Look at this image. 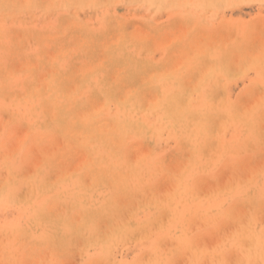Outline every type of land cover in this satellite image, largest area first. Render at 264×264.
I'll return each mask as SVG.
<instances>
[{"label": "rangeland", "instance_id": "1", "mask_svg": "<svg viewBox=\"0 0 264 264\" xmlns=\"http://www.w3.org/2000/svg\"><path fill=\"white\" fill-rule=\"evenodd\" d=\"M2 1L5 2L6 5L7 3L9 5H7L6 11H4L5 7H3V6H6L5 4H3L2 7L0 6V9H1L0 18L2 19V20L0 19V73L2 72L1 71L2 68H3V71L5 70L6 67H9V69L6 68L7 72H2L0 74V78H2L3 76L4 78L6 76H10L9 81L6 85L12 88L13 92L7 91V90L5 91L3 89L2 91L0 90V242L5 237V234H3L1 231L12 229L13 227H15L16 223H19V229L21 230L18 231L19 244L16 248V254L27 253L29 254V256H33L35 258H37L39 255L42 256L43 254H45V256L50 257L51 251L48 252L49 255L48 254L46 255L48 250L46 251V249H43V247H45L46 244H41L37 241L40 238V236H42L49 243H51L54 240L57 246L59 247V249L61 251H64L63 256L65 257L61 256L60 258L62 260L67 259L65 260V264H76L78 263V260L80 259L78 258L79 250L77 248L79 247L82 248L83 242L88 243V241L86 240L84 236V232H83L84 229L82 227L81 228L78 227V224L80 223L81 218H83V215L81 214V212H79L78 214L80 217H77L76 219L75 217L78 215H75L73 217V221H74L73 223L72 221L65 220L64 222H69L68 224H66L62 222L63 220L61 218L51 221V216H53L54 219H56L57 217L55 216L59 212L62 213V210L64 211L65 209H69V206H72L66 203V200H64V197L67 194L70 193L69 194L70 196L69 195L67 196L70 198L72 197V194H74L73 198L75 200V198L78 195H80V193L85 192L88 189H90L89 191L85 192L87 194H84V199H86L87 203H89L91 201L90 198L88 197L89 192L91 191V189L93 190L94 187L92 186V183L90 182L91 180L89 176H86V175L82 177L76 176L80 171V169L78 168H82V164L85 163V161L83 163L80 162L84 160L86 156L83 151H82L83 155H81L82 153L79 151H78L79 153L77 152V155H75L74 153L73 159H70L73 155L70 156V158L68 159H70L71 162L66 159V161L64 160V162L57 160V161H52L48 163L47 165H45L46 170L43 172V175L41 174V171H39V169H41V167L46 163L47 160L45 159L51 158V157H48V154H50V156H53L51 154L55 155L56 153H52V152H56L57 149L55 150V148L58 147L57 151H59V147L61 146L62 148V146L65 143L63 140V137H61L62 136V134H60L61 131L58 132L60 135H58L57 131H54L55 133L53 134H47V133H50V131L52 132V129L54 128V125H53L54 123L51 121L52 120L51 117H53L52 115L53 112L49 111V108L48 110L46 108L42 109L40 105H42L41 103L42 98H43L42 95L46 94L44 92V90L46 89V86L48 89L47 93L48 92L49 94L52 93L51 96L53 94L60 95L59 98L61 99L62 96L64 97L68 94H71L75 90L76 86L78 85V82L82 81L84 83H83V86L81 87V91L79 92L80 94L83 93L81 95L82 97L81 103H80L81 107L86 108L85 112H91L93 111V109L101 108V105H103V100H102V97L99 95H103V90L106 86L112 85V83L114 84L113 79H115L114 81H116L117 78H114V77L117 75V71L120 70L119 67H115L116 65H114L118 59V56L115 57L116 55H114V53H112L108 49H111V47H114V45L116 47V45L119 44L118 41L121 39L124 40L125 38H128V37L134 39L135 43L138 46L134 43L133 48L134 50H136V52H134L133 54H136L135 58H137V60H142V62H140L137 66L142 65L144 67L148 65V62H158L163 59L166 60L167 58L165 55V52L160 50L159 45L158 47L156 44H153L154 42L164 46L165 45L164 43H168L170 40L176 39V77L179 78L178 82H176V90H178L179 87L183 88V89H179L180 93L179 91H176V96H177L176 100L180 101L182 104L181 105L178 102V105H179L178 109L182 108V110L180 109L181 112H177V113L182 114V112L188 108L189 102L192 103L191 104L192 107L194 108L197 107L196 109L198 110L199 107L201 106H198L197 103L201 100L202 102H204L203 104H205V102L206 103L210 102V104H212L213 106H219V105L222 106L224 104H227L226 106L233 107L234 110L233 108L231 109L230 107L231 110L228 108V111L226 110V113L223 116L218 117V119L217 118L214 119L215 121L213 122V124H211L212 126H210L209 129L210 130L212 129L210 132V135L212 136L215 135V136H214V139L212 138V136L210 137V141L208 145L211 147L213 151V149L216 148L215 146H217V141L219 144H220V141L226 142V144L229 146L232 144L239 145L240 140H241V143L244 142L243 143L244 145L241 144L242 148H240L241 147L240 145L235 147L237 150L240 148L241 151L238 150L239 152L237 151L233 152V155L236 154L235 157L237 158L238 156L241 157V155L244 153L242 167L239 173L242 175L244 179L250 167H255L258 165L261 166L258 163L259 158L251 162L248 157L251 156V154L255 150L259 152L258 148L264 146V140H263L264 136L262 135L264 134V128H263L264 127V123H263L264 122V109L263 110L259 109V111L261 110L260 112L257 111L256 112L257 114L256 113L254 115L252 114L253 109L259 104L264 94V0H176V2L175 0H173V2L172 0H170L171 3H173L171 4V6L174 5L173 6L174 10L171 9L170 5H168L169 1L167 0H162V2L160 0H154V1L147 0L150 3L145 0H140L141 2H138L139 0L138 1L131 0V2L130 0H123L124 2L122 0H119V3L115 0L114 1L104 0L103 2L102 0L101 1L100 0H90V1L86 0L87 3H84L85 0L84 1L81 0L82 3L81 1L79 2V0L78 1L72 0L73 3L71 2V4H70V0H68L69 2L67 0H62V2L65 1L64 2L65 6H63V3L60 0H53L54 3H52L53 2L52 1L51 2L52 4L50 3L49 0H42V1L38 0V2L40 3V6L42 4L41 2H45L44 3L45 5L42 4V7L40 6L38 7L37 5L39 4L37 0H33L32 3L30 4V8H29V4L27 5L26 0L25 1L24 0H11V1L2 0ZM2 1L0 0V4L3 3ZM121 1H122V5H120ZM165 1L167 2L166 4H165ZM34 2H37V4L35 3L36 7L34 6ZM100 2L105 4L103 5L104 7L101 6L102 4ZM112 2H115V3L113 4ZM151 2H155L153 4H155L156 7L155 5H152ZM186 2H188V4ZM48 3H50V5ZM56 3H57V6H56ZM76 3H77V5H75L76 7H73L72 5ZM10 5H12L13 8L11 6L10 7L11 9H10L8 7ZM24 5L26 6L25 10L24 8L18 9L19 7H25ZM47 5H49L50 8L53 7L52 13H50L51 9L50 11L47 8L43 9ZM68 5H70L69 7H72V9L67 7ZM88 5L90 7H88ZM98 5H100L101 7H99ZM162 5L164 6L162 8L163 11L160 8L162 7ZM49 6L47 7L49 8ZM83 6H86V7H83ZM153 6L155 7V9ZM7 8H8V13H7ZM90 8L92 10L94 9L93 12ZM158 8L161 11L158 10ZM83 9L86 11V13H84L85 11ZM169 9L170 11H168ZM74 10L76 11V13ZM4 12H6L7 14ZM88 12L90 13V16ZM75 14L78 16H75ZM17 15H18V18H17ZM120 18H122L121 20L124 23L120 20ZM171 18L173 19L171 20ZM105 19L108 20V22ZM118 20H119V23H122L124 26L122 28L116 29V27L120 25L117 22ZM140 20H142V22ZM170 20L171 21L175 20L176 24L175 25L172 24ZM74 21L76 23L77 22L79 23V24L77 23V25L79 26V27L77 26L78 28L76 27V24ZM72 22L75 24L76 28L74 27V24L71 27ZM80 22L82 23V26H80L81 25ZM146 22L148 23L145 25ZM112 23L114 24L116 23V24L112 25ZM83 24H84V27H83ZM171 24L174 26L172 30L174 31L176 29V31L174 32V34L176 35L175 36L176 38L174 37V35L172 36L171 34L169 35L168 33L169 30H170V33L172 31ZM56 26L59 27V29L56 28ZM98 26L103 29L99 28ZM88 27L89 28L91 27L90 29L92 30L86 32L87 29H89ZM28 28L30 29L28 30ZM35 29L38 30L39 32L40 30L44 31V32H41L40 34L44 33V36L46 35L45 38L42 35L44 38V39L42 38V41H45V42H41V40L39 41V39H41L42 36L38 32L37 34H39L40 37H38L39 35L37 36V34H34L35 36L33 35V32L34 31L36 32ZM120 29L122 30V32H125L122 37L121 35L119 36V34L121 33ZM133 29H134V33H133ZM138 29L141 31H137ZM92 31H94L95 33ZM131 31L132 33H130ZM159 31H163V32L160 33ZM6 32L7 34L5 35ZM25 32H27L26 34L28 35L30 34V36H32L34 39L32 37H29L28 35L27 37L26 34H24ZM147 33H149V35ZM47 34L48 35L51 34L52 36L51 35L47 36ZM57 34H59L60 39ZM87 35L88 37H86ZM50 36L52 39L50 38ZM106 36L108 37L105 38ZM147 36L149 39L147 38ZM168 36L169 38L171 37L172 39H169ZM109 37L111 38L113 37L111 42L115 44L109 41L111 40V38ZM144 37H146L145 40H143ZM91 38H92V41L90 40ZM138 40H140L141 42H139ZM38 41H39V44H38ZM104 41H106L105 42V44L107 43L106 45L104 44ZM88 42L89 44L90 43L91 44L89 45ZM144 42H145V45L143 44ZM45 43L46 45L47 44H51V45H48L47 47H45L46 46ZM77 43L79 44V46ZM83 44H85L86 46ZM97 44H99L98 49H97L98 47ZM111 44H112L111 47L107 46ZM9 45L12 48L9 47ZM88 45L90 46V49L91 48L93 49L91 50L88 49L89 48ZM95 45H96V49H95ZM41 46H44L42 47L44 52L42 51V48H39ZM71 46H74V47H71ZM21 47H23L22 48L23 52L21 51L22 53L20 54V51L18 49L19 48L21 49ZM37 47L39 49H37ZM68 47L70 48L68 52L71 51L73 53L70 52L71 53L70 54L67 52L65 53L66 54L65 56L63 50H65L66 52V50H68ZM79 47H82V48L79 50ZM83 47H85V49ZM102 47H105L106 49L105 48L104 49L106 51L102 49V53H101L100 48ZM153 47H155L156 50L153 49ZM15 48H18V49L15 50ZM158 49L160 51H158ZM12 50L15 53L17 52V54H15ZM81 50L85 55L84 58H83V53L80 52ZM143 50H144V53H143ZM36 51L38 52L36 53ZM89 51L90 52L93 51V52L90 53ZM94 51H96L97 54H95ZM109 51H110L109 56L111 60H107L109 58V56H107L108 55L107 52ZM12 52L15 55H11ZM87 53H88L87 57L92 56L91 57L92 59L90 57H88L89 59H86ZM147 53L149 55H147ZM201 53L204 55L203 57L201 56ZM27 54H31V55L29 56ZM194 54H197V56H194ZM20 55L22 56L26 55V56H29V58L27 57V59H24L26 57L23 58L22 56L20 57ZM54 55L56 57H58L59 55L60 58L59 57L55 58ZM60 55L61 56L63 55V56L61 57ZM94 55H96V57ZM102 56L105 58V60H102L104 59ZM212 56H214L215 60H218L220 62V68H219L220 71L218 72L221 73V76L220 78L214 76L215 77L214 79L218 80V83L215 80L214 84L208 77L206 81L207 83L203 84L205 86L199 88L200 85L196 84V80L199 81V84L201 83V80L198 78V76L204 74L206 71L209 70V68H211L210 58L212 59ZM45 57H47V60L48 59L49 60L47 61ZM67 57L69 58V60ZM99 57H101V61ZM11 58H12V61H11ZM53 58H54V61H52L53 62L52 63L51 59L53 60ZM96 58H97V61H96ZM189 58H190V61L188 62L187 59L189 60ZM191 58L196 59L194 65L191 62ZM200 58L202 62H200ZM7 59L9 60L7 61ZM32 59H35V60L37 59L36 63H34L33 65L31 62H34L35 60L32 61ZM76 59H80V60H76ZM38 60L40 61L42 65L39 63ZM114 60L115 62H111ZM26 61H28L27 64L25 63ZM89 61L91 62V64ZM143 61H145L146 63ZM48 62L49 63L51 62L52 65H49ZM68 62H71V63H68ZM98 63H99V67H98ZM28 64L31 66H29ZM47 64L49 65L48 66L49 68L46 67ZM87 64H90V65H88L87 67L86 66ZM27 65L29 67H33L32 68L33 70L31 69L32 72L29 70L30 68L27 67ZM38 65L39 67H37ZM94 65H97L96 67L99 68L97 69V71ZM91 66L92 67L94 66V67L92 68ZM109 66H112V68L113 69L115 68L116 70L109 74L108 72L109 69L107 71V68H109ZM26 67L29 69H27ZM90 68L92 69L90 70ZM50 69L54 72H52ZM89 70L91 74L87 76V78H85L86 77L85 73L87 75V73H89L88 72ZM157 70L158 68L155 66L148 68L145 70L148 72V74H146L145 72V74L143 75L134 77L133 78L134 80L132 79L131 81H129V82H132L131 84L130 83L128 84V82H125L122 85L121 90L120 88L117 91L111 90V93H112L111 97L113 98L112 101L114 102L112 103V106L110 109L111 113L115 114V112L117 111L116 109L117 104L115 103L117 100L124 98L126 96L125 94L129 93L130 90L132 91V89L136 86V83L138 84L137 85L138 87H141V84L146 80L145 78H147V75L151 74L153 76L154 73L157 72ZM118 72L121 73L122 70ZM3 73L5 75H3ZM66 74L67 76H69L70 74L71 80L69 79V83L65 81L69 78V77L67 78L65 77ZM112 74L113 76L114 75L115 76L113 77ZM54 76L57 78H55ZM141 76L144 80L142 79L137 80V78L140 79ZM89 77H90V80H88ZM107 77L111 79L108 81ZM61 78L65 79L61 81L63 83L60 82V80H62ZM65 84L68 86H66ZM69 84L72 86H70ZM79 85L80 86L82 85L81 82L79 83ZM167 86L168 85L166 83L165 87ZM58 87L59 89H57ZM168 88L170 87L168 86ZM24 89H26V92ZM67 90H69V92H66L65 94V91ZM160 92L161 91L157 93L156 92L144 93L140 97V100L137 103L136 108L142 109L141 112L148 113L146 108L151 105L150 103L155 104V99L159 97ZM6 93L8 94V96H6L7 95ZM10 93L12 94V97L14 96V99L10 97L11 95ZM33 93L34 95H32ZM179 94L181 95L178 96ZM17 95L18 97H16ZM89 95H92V96H89ZM113 96H115L116 98H114ZM177 98H179V100ZM87 100L88 102L85 103ZM180 105L182 107H180ZM253 105L255 107H253ZM251 106L253 108H251ZM81 107L78 109H73L72 114L75 117L79 118L84 115L83 113L84 109L82 110ZM184 107L186 109H184ZM205 109H207L206 106H205ZM48 111L50 112L49 115H48L49 113ZM208 111H210V107ZM246 111H250L252 113L246 112ZM8 112L9 114H7ZM5 114H6V117L3 116ZM117 114H120V113L117 111ZM230 114L232 115L230 116ZM226 116L230 120L229 119L227 120ZM233 116L235 117L238 116V117L235 118ZM196 117H193L194 119L191 120L192 122L187 121L188 122L187 124L186 122L183 121V116L180 117L181 121H183L184 123H182L183 126H178L176 128L177 129L176 138L172 136L173 135L172 131H168L167 130L168 128L164 126L163 124H161L160 127H163L164 129H162L161 131H156V133L154 134V137L152 135L148 136L146 142H144L139 148H137L138 152H140L141 154H145V156L149 153H152L153 151H155L157 154H160V156L164 155L165 160L162 162L164 169H165L164 174L167 176H172V177L175 176L178 165L185 164L189 157V154L186 152L176 153V149L180 147L185 140V139L184 140L180 139L178 137L181 136L180 135L181 131L192 130L194 126L199 124V122L196 121L197 119H195ZM44 120L45 122L47 120L48 121L45 123ZM64 120L65 119H63V121ZM50 121L52 123L49 124ZM150 121L153 124H156L155 128H159V124H157V120L155 117H150ZM242 121L244 123H242ZM190 123H193V124H190ZM26 124H29V126ZM242 124L243 126H241ZM255 124H256V127L258 126L257 128L255 127ZM15 125H17V127ZM63 125L65 126V124ZM191 125L193 126L191 127ZM185 126L186 127L188 126V129ZM65 127H67V125ZM245 127L247 131L244 130ZM133 130L129 132V136L132 132H134ZM34 132H36V134ZM97 132L99 131H95V133ZM248 134L253 135L252 136L253 141H256L254 139L255 136L257 137L256 139L258 141L260 140L261 141L253 142L252 138ZM46 135H48V137ZM246 135L248 136L246 137ZM45 136L47 137L48 140L46 139ZM132 136H133L132 140H135L137 137V135H132ZM243 138L244 139L246 138V139L244 140ZM255 145L256 147H254ZM136 146L137 145H135L134 143H128L126 145L125 156H127V159H126L128 161V162L126 161L127 163L134 161L133 160L134 156H136V152L134 149H136ZM113 149L115 150L116 147ZM249 149L251 151H249ZM97 153L99 155L102 154V152H97ZM78 154H79V157H76L78 156ZM245 154H250V155L249 156L247 155L246 157ZM16 155H19L17 156L19 160L17 159L15 163L10 162L8 157H13ZM259 155H260L259 156L260 160L264 161V150L260 151ZM75 157L78 158L77 161L76 159H74ZM209 157H210L209 154H202V155L197 154L196 155L197 163L205 162L210 159ZM3 165H7L9 169L4 168ZM76 165L81 166V167H77ZM207 165L210 167L209 164ZM66 171L68 173H66ZM94 172L96 175H99V172L97 169H95ZM102 174L100 172V175L102 176L100 177L101 181L99 183V186L102 190V194L105 196V199H108V202L105 200L106 204L104 206L107 207L106 210L108 208H111V211L106 212V213H110L109 216H107L108 219H104L100 222L98 229H99V233L101 232V235H105L109 233L108 231L110 229L108 228L111 225L110 221L115 220L112 223V225H114L116 222H118V220L123 221V220H127L130 218H135L136 209L138 207L139 202L141 201L140 198L145 197L149 199L152 193H154L156 197L154 198L153 197L154 195H152L151 198L159 199V200L161 199L162 201L165 198V196L163 195L164 189L168 187V184L164 183L162 179L160 183L157 185V187L149 189V191L147 190L146 185L135 190L133 186L129 183L130 182L129 177H125L127 175L126 173H123V177L115 174L114 176L116 177H122L121 181L119 182V180H117L115 183H111V184L108 179V176H112V175L107 176L105 172H103ZM158 175H159L158 178L160 179L161 173H158ZM40 176H42L43 178L41 179ZM77 177H78V180L81 179L80 180L81 182L76 180ZM141 177H144V175H141ZM220 177L221 178L218 179V183L221 186L223 185V181L225 180V178H224V175H221ZM145 178L143 180V183H145L147 180V179L145 180ZM36 179H38V184H39V193H38L39 198H38V201L35 203L37 204L36 210L39 213H41V215L34 221V223L36 224L35 226L36 229L32 230L33 232H30L29 229H27V223L29 221V217L27 216V213H26L27 212L26 198H27L28 193L24 185L26 184L28 180L32 182ZM124 184L126 185L122 187L127 188V189L120 190L121 185H124ZM208 185L209 183H203L199 185L198 187L199 189L197 188V193L200 199L206 200L205 202L212 201L214 203L213 199L210 196L209 188H207ZM55 190H58V191H55ZM70 190H74V191H70ZM124 191L126 192L125 194L123 193ZM156 192L158 193L159 196L157 195ZM63 194H65V196H63ZM111 202H113V204ZM151 216L153 218L157 216V219L155 223H152L149 225L141 224L136 219H132L128 221V223H131L130 231H128L125 235H121L120 239L118 240V242L115 243L113 248L108 249V254H110L111 259H107L109 262H106V263L102 260L104 264H139V263L144 264L145 259L143 258L144 256L143 253L148 251L147 250V247H148L147 236L148 235L146 237L144 236V233H146L145 227L148 226V230L152 231L153 234L156 237H158L162 235L163 224H165L167 220L169 219V214L166 211L160 212L159 215L157 213H151ZM55 221H59V222H55ZM45 223H47V225L49 224L46 228H44V225H46ZM85 223H87V221ZM157 226H160L161 228L157 229L156 228ZM104 227L106 229H104ZM107 229L108 231H106ZM47 232L51 234L50 238H48L46 234ZM31 242H36L37 246H34V247L31 246ZM168 246H169V243L166 244L165 248ZM30 249L32 250L28 251ZM237 250H239V252L240 251L242 252V250H240L239 248ZM237 250L236 252H234L235 250H233L232 253L231 252L229 253L230 250L228 251L229 255L228 254L225 255V257L228 256L227 258L228 262H230L229 259L237 258L238 254L240 257L242 256V254L239 253ZM55 252L59 253V251H55ZM89 252L92 253L93 251H89ZM70 253L73 254L72 257L74 258V260L72 259V257L71 258L69 257L71 256ZM45 256L43 255L42 257L40 256L39 257L46 258ZM92 257H96L95 254H93ZM60 258L58 260L59 262L55 261L54 259V261L51 264H56L57 262L59 264L60 262H63L61 261ZM234 259L232 261H234ZM136 260L137 262L138 261L139 262L137 263ZM27 261H28L27 263L26 261H24L25 263L24 262L23 263L33 264L35 262H38L35 260L33 263H31V261L29 262V260ZM175 261L176 262L174 264H184L182 260H175ZM41 262L42 261H40L39 264H44ZM0 263H1V260H0ZM168 263L169 262L167 263L165 262L163 264H168ZM6 264H10V261H8ZM35 264H38V263H35ZM61 264H64V262Z\"/></svg>", "mask_w": 264, "mask_h": 264}, {"label": "bare ground", "instance_id": "2", "mask_svg": "<svg viewBox=\"0 0 264 264\" xmlns=\"http://www.w3.org/2000/svg\"><path fill=\"white\" fill-rule=\"evenodd\" d=\"M8 1H11V0H8ZM32 1L33 0H26L27 5L29 4V8H30V4L32 3ZM49 1L51 3L53 0H49ZM60 1L62 2V0H60ZM76 1H78V0H76ZM80 1L81 0H79V2ZM103 1L104 0H102V2ZM115 1H117L119 3V0H115ZM122 1H121L120 5H122ZM145 1H147V0H145ZM160 1L162 2V0H160ZM167 1H169L170 4L168 3V5H170V6H171V4H173V3H171L170 0H167ZM37 2H38V0H37ZM37 2H34L35 7H36L35 3L37 4ZM64 2H62L63 6H65ZM71 2H72V0H70V4H71ZM130 2H131V0H130ZM138 2H141V1L139 0ZM147 2H149V1H147ZM172 2H173V0H172ZM175 2H176V0H175ZM41 3L43 5H45L44 4L45 2H41ZM50 3H48V4L50 5ZM52 3H54V1ZM81 3H82V1H81ZM84 3H87L86 0ZM89 3H91V2H89ZM112 3L114 4L115 2H112ZM151 3H152V5H155V4H153L155 2H151ZM166 3L167 2L165 1V4ZM186 3L188 4V2H186ZM3 4H5V2L1 3L0 6L2 7ZM38 4L39 5H37V6L39 7L40 3L38 2ZM42 4L40 7H42ZM67 4H69V3H67ZM101 4H102L101 6L105 5L103 3H101ZM174 4H176V3H174ZM7 5H9V4L7 3ZM7 5L3 6V7H5L4 11H6ZM49 5H47V6H49ZM75 5H77V3L72 5V6L76 7ZM89 5H88V7H90ZM94 5H96V4H94ZM94 5H93V7H94ZM11 6L12 5H10L8 7L10 8ZM47 6L43 9L47 8L49 11L51 9L50 13H52L53 7L50 8V6H49V8H48ZM56 6H57V3H56ZM69 6L70 5H68L67 7H69ZM98 6L101 7L100 5H98ZM133 6H134V4H133ZM170 6H168V7H170ZM173 6H171V9L174 10ZM83 7H86V6H83ZM114 7H115V5H114ZM155 7H156V5H155ZM155 7H154V9H155ZM163 7H164L163 5H162V7H160L162 11H163V9H162ZM12 8H13V6H12ZM14 8H16V7H14ZM20 8H22V9L24 8V10H25L26 6L25 7H19L18 9H20ZM69 8L72 9V7H69ZM166 8H164V9H166ZM56 9H57V7H56ZM75 10H77V9H75ZM93 10H92V12H93ZM158 10H160V9L158 8ZM13 11H14V9H13ZM160 11H158V12H160ZM168 11H170V9ZM4 13H6V12H4ZM7 13H8V8H7ZM75 13H76V11H75ZM77 13H78V11H77ZM84 13H86V11ZM2 16H4V15H2ZM75 16H78V15L75 14ZM89 16H90V13H89ZM17 18H18V15H17ZM66 18H67V16H66ZM64 19H65V17H64ZM106 19H107V17H106ZM117 19H118V17H117ZM121 19L122 18H120V20ZM172 19L173 18H171V20ZM12 20H13V18H12ZM56 20H57V18H56ZM73 20H75V19H73ZM127 20H129V19H127ZM127 20H125V21H127ZM134 20H136V19H134ZM106 21L108 22V20H106ZM140 21L142 22V20H140ZM117 22L119 23V20ZM143 22H145V21H143ZM171 22L174 25L176 24L175 20H173ZM77 23L75 22L76 27L78 26ZM147 23L148 22H146L145 25ZM73 24L74 23L72 22L71 27L73 26ZM75 24H74V27H75ZM115 24L112 23V25H115ZM119 24L120 25H118L116 27V29L122 28L124 26L122 23H119ZM172 24H171L172 28L170 27L171 30L174 28V26ZM80 26H82V23ZM83 27H84V24H83ZM133 27H135V26H133ZM147 27H149V26H147ZM56 28L59 29V27H57V26H56ZM56 28H54V29H56ZM85 28H87V27H85ZM90 28L87 29L86 32L92 30ZM99 28H101V27H99ZM29 29L30 28H28V30ZM101 29H103V28H101ZM139 29H141V28H139ZM139 29L137 31H141ZM32 30H34V29H32ZM135 31H136V29H135ZM175 31H176V29L174 31L172 30L170 33V30H169L168 33H169V35L171 34L172 36L174 35V37H175L176 36L174 34ZM31 32H33V31H31ZM34 32H33V35L37 34V32L40 34L41 32H44V31L40 30V32H39L38 30H36V32L35 33ZM92 32H94V31H92ZM120 32L121 33L119 34V36L121 35V37H122L125 32H122L121 29H120ZM159 32L161 33L163 31H159ZM26 33L27 32H25L24 34H26ZM130 33H132V31ZM133 33H134V29H133ZM6 34H7V32L5 33V35ZM39 34H37V36ZM147 34L149 35V33H147ZM27 35L28 34H26V36ZM40 35L44 36V33L40 34ZM40 35L38 37H40ZM49 35H51V34H49ZM49 35L47 34V36H49ZM57 35L59 36V34H57ZM88 35L86 37H88ZM133 35H135V34H133ZM28 36L32 37V36H30V34ZM43 36L41 37V39H39V41L41 40V42H45V41H42ZM45 36H44V38H45ZM51 36H50V38H51ZM160 36H161V34H160ZM53 37H55V36H53ZM89 37H91V36H89ZM107 37L108 36H106L105 38H107ZM109 38H111V37H109ZM128 38H125L124 40L118 39L119 44L116 45V47H115V45H114V47H111L112 44L107 45L108 47H111V49H108V50H110L112 53H114V55H116L115 57L118 56V59L114 65H116L115 67H119L120 70H122V72L119 73L118 71H120V70H118L117 75L115 73V75L117 77L115 75H114L115 76L114 77L112 74V76L114 78H117L116 81H114L115 79H113L114 84L111 82L112 85H108L104 88L103 95H99L102 97V100H103V105H101V108L93 109V111H91V112H85L86 108L81 107V105H80L81 98H82L81 95L83 93L80 94L79 92L81 91V87L83 86V83H84L82 81H79L78 85L76 84L77 86L71 94H68L64 97L62 96L61 99L59 98L60 95H54L53 94L51 96L52 93H50V94H49V92L47 93V90H48L47 86H46V89L44 90V92L46 94L42 95L43 98L41 97L42 98V102H41L42 105H40V107L42 109L46 108L47 110L49 108V111L53 112V114H52L53 117H51L52 118L51 121L54 123L53 124L54 128L52 129V132L50 131V133H47V134H53V133H55L54 131H57V133L59 131H61L60 134H62L61 137H63V140L65 143L62 146V148H61V146L59 147V151H57L58 147L55 146L56 147L55 150L56 149L57 150H56V152H52V153H56V154L55 155L51 154L53 156H50V154H48V157H51V158L45 159L47 161L41 167V169H39V171H41V174L43 175V172L46 170L45 165H47L48 163H50L52 161H57V160L64 162V160L66 161V159L71 162L70 159H73L74 153H75V155H77L78 151L81 153L83 151L86 156H85V158L83 157L84 160H82L80 162L83 163L85 161V163L82 164V168H78V169H80V171L78 170L79 173L77 171L78 174L76 176H78V177L79 176L82 177L84 175L89 176L90 180H91L90 182L92 183V186L94 187V189L93 190L91 189V191L89 192L88 197L91 200L89 203H87L86 199H84V194H87L85 192L89 191L90 189H88L85 192L80 193V195H78V196L76 195L77 197L75 198V200L73 198L74 194H72L71 198L67 197L70 194L69 192H68L69 194H67L66 196H65V194H63V196H65L64 200H66V203L72 205L73 207L69 206V209H65L64 211L62 210V213L59 212L55 216V217H57L56 219H54V217L51 216V221H54V220L61 218L63 220V221L61 220L62 222H64L65 220H69V221H72V223H73L74 222L73 217L75 215H78L79 212H81V214L83 215V218H81L80 223L78 224V227L79 228L82 227L84 229L83 230L84 236H85L86 240L88 241V243L82 241L83 242L82 248H80V247L77 248L79 250L78 258H80V259L78 260V263H76V264H102V263L104 264V262L105 263L109 262L107 259H111V256H110V254H108V249L113 248L115 243L118 242V240L120 239L121 235H125L128 231H130L131 223H128V221H130L132 219H136L141 224L149 225V224L155 223L156 219H157V216L155 218H153L151 216V213H157L159 215L160 212H162V211H166L169 214V219L167 220V222L165 224H163L162 235L156 237L152 231L148 230V226L145 227L146 233H144V236L146 237L148 235L147 236V241H148L147 250L148 251L143 253L144 254L143 258L145 259L144 264H163L165 262L166 263L169 262L168 264H174L176 262L175 260H182L184 262V264H264V224H263L264 213H262V212H264V161H261L260 157H259L260 156L259 152L264 150V146L258 148L259 152L255 150L251 154V156H249L250 154H245L246 157H247V155L249 156L248 158L251 162H253L259 158L258 163L261 166L258 165L255 167H250V169H248V173L244 179L242 177V175L239 174L241 167H242L244 153L241 155V157L243 156L242 158L239 157L238 155H237L238 158L235 157L236 154L233 155V152H236V151L239 152L238 150H240V148H242L241 144L244 145L243 144L244 142L241 143V140H240L239 145L241 147L238 150L235 147L239 146V145L232 144L229 146L226 144V142H223V141H220V144L217 141V146H215L216 148L213 149V151H212L211 147L208 145L209 141H210V137L212 136V135H210V132L212 129L210 130L209 127L212 126L211 124H213V122L215 121L214 119H216V118L218 119V117L223 116L226 113V110L228 111V108L230 109L231 106L228 107V106H226L227 104H224L222 106H220V105L219 106H213L212 104H210L209 101H207L209 103L205 102V104H203L204 102H202V100H201L197 103L198 106H201V107H199L198 110L196 109L197 107H195V108L192 107V105H191L192 103L189 102L188 108L185 106L187 109L184 107V109H186V110L183 109L184 111L182 112V114L177 113V112H181L182 108H180L181 110L178 109V106H179L178 102H179V104H181V102L176 100V97H177L176 91H179V93H180L179 89H183V88L179 87V89L176 90V82H178V79H179L178 77H176V39H172L171 37L169 38V36H168V38L172 39V40H170L168 43H164L165 44L164 46L154 42L153 44H156L157 46L159 45L160 47L159 46L158 47L160 48V50L165 52V55L167 58H166V60L162 58L164 61L161 60L158 62H148V65L146 67H144L142 65L137 66L140 62H142V60H137V58H135L136 54H133L134 52H136V50H134V48H133L135 41L133 38H129V39ZM134 38H136V37H134ZM145 38L146 37H144L143 40H145ZM147 38H148V36H147ZM35 39H36V37H35ZM59 39H60V36H59ZM112 39H113V37L111 38V40H109V39L108 40L111 42ZM90 40L92 41V38ZM161 40H163V39H161ZM39 41H38V44H39ZM138 41L141 42L140 40H138ZM41 42H40V44H41ZM58 42H56V43H58ZM105 42L106 41H104V44H105ZM150 42H151V40H150ZM60 43H61V41H60ZM93 43H95V42H93ZM111 43H113V42H111ZM79 44H78V46H79ZM85 44H83V45H85ZM88 44H89V42H88ZM113 44H115V43H113ZM143 44L145 45V42ZM146 44H148V43H146ZM45 45H46V43H45ZM48 45H51V44H47L45 47H47ZM89 45H88V47H89L88 49H90ZM13 46H14V44H13ZM97 46H98L97 47V49H98L99 44H97ZM157 46H156V48H157ZM9 47H11V46L9 45ZM42 47H44V46H41L39 48H42ZM71 47H74V46H71ZM22 48L23 47H21V49ZM39 48L37 47V49H39ZM81 48L82 47H79V50ZM83 48L85 49V47H83ZM104 48L105 47L100 48L101 51H100V49H99V51L102 53V49H104ZM145 48H146V46H145ZM16 49H18V48H15V50ZM21 49L20 48L18 49L20 51V54L23 52V49L22 50ZM69 49L70 48L68 47V50H66V52H65V50H63L64 54L67 53L69 51ZM91 49H93V48H91ZM95 49H96V45H95ZM153 49H155V47H153ZM13 50H14V48H13ZM82 50L80 52H82ZM160 50L158 49V51H160ZM38 51H36V53ZM42 51H43V48H42ZM42 51H41V53H42ZM110 51L107 52L108 53L107 56H109ZM13 52L11 55L17 54V52L16 53L14 52L15 54ZM70 52H68V53H70ZM92 52H90V53H92ZM94 52H95V54H97L96 51H94ZM71 53H73V52H71ZM77 53H78V51H77ZM141 53H142V51H141ZM143 53H144V50H143ZM27 55L30 56L31 54H27ZM45 55H46V53H45ZM77 55H79V54H77ZM87 55H88V53L86 54V59H89L88 57H90V56L87 57ZM103 55H105V54H103ZM147 55H149V54L147 53ZM21 56L22 55H20V57ZM29 56L24 55L22 57L23 58L26 57L24 59H27V57L29 58ZM65 56H66V54H65ZM84 56L85 55L83 53V58H84ZM94 56L96 57V55H94ZM97 56H99V55H97ZM194 56H197V54H194ZM201 56L203 57L204 55L201 53ZM58 57H59V55H58ZM58 57L55 56V58H58ZM95 57H93V58H95ZM45 58L47 60V57H45ZM109 58H110V56H109ZM109 58L107 60H111V58L110 59ZM208 58H209V56H208ZM99 59L101 61V57H99ZM173 59H174V61H173ZM202 59H204V58H202ZM8 60L9 59H7V61ZM33 60H35V59H32V61ZM36 60L34 62H31L32 65L34 63H36ZM68 60H69V58H68ZM76 60H80V59H76ZM102 60H105V58ZM11 61H12V58H11ZM52 61H54V58H53V60L51 59V62ZM96 61H97V58H96ZM100 61H99V63H100ZM187 61L189 62L190 58H189V60L187 59ZM195 61H196V59L191 58V62L193 63V65H194ZM27 62L28 61H26L25 63L27 64ZM51 62L50 63L48 62L49 65H52L53 62L52 63ZM111 62H115V60L111 61ZM143 62H145V61H143ZM200 62H202L201 58H200ZM39 63H40V61H39ZM45 63H46V61H45ZM68 63H71V62H68ZM99 63H98V67H99ZM210 63H211V68H209V70L206 71L204 74L198 76V78L201 80V83L199 84V81L196 80V84L200 85L199 88L205 86L203 84L207 83L206 81H207L208 77L210 78V80L214 84V82L216 80V79H214L215 78L214 76L219 77V78L221 76V73L218 72V71H220L219 70L220 62L218 60H215L214 56H212V59L210 58ZM90 64H91V62H90ZM90 64H87L86 66L88 67V65H90ZM171 64H172V66H171ZM28 65H27V67L31 66V65H29V66ZM49 65L47 64L46 67H48ZM23 66H24V64H23ZM94 66L96 67L97 65H94ZM154 66L157 67L158 70L156 73H154L153 76L151 74L147 75V78H145L146 80L144 82L142 81L143 83L141 84V87H138L137 86L138 84L136 83V86L132 89V91L130 90L131 92L128 90L129 93L125 94L126 96L125 97L123 96L124 98L117 100L115 102L117 104L116 109L120 114H117V111L115 112V114L111 113L110 109H111L112 103H114L112 101L113 98L111 97V95H112L111 90L117 91L119 88L121 90V87L125 82H128V84L129 83L131 84L132 82H129V81H131L134 77L139 76V75H143V74H145V72H146V74H148V72L145 70L148 68L154 67ZM37 67H39V65ZM104 67H102V68H104ZM6 68L9 69V67H6ZM6 68L4 71L2 68L1 71L7 72ZM29 68H27V69H29L32 72L33 67H29ZM92 68H90V70ZM97 69H99V68L96 67V71H97ZM108 69H109V71H108ZM226 69H227V67H226ZM90 70L88 71L89 73H87V75L85 73V76H86L85 78H87V76H89L91 74ZM115 70L116 69L115 68L113 69L112 66H109V68H107V71L109 72V74L114 72ZM86 71H87V69H86ZM96 71H94V72H96ZM148 71H150V70H148ZM52 72H54V71H52ZM55 72H56V70H55ZM107 73H106V75H107ZM3 75H5V74L3 73ZM59 77H60V75H59ZM65 77L66 78L69 77L67 79L68 81L65 80L64 78H61L62 80H60V82L65 80L66 82L69 83L70 74H69V76H67V74H66ZM3 78H4V76L2 78H0V90L2 91V89H3L5 91L6 90L12 91L13 89L10 88L8 85H6L9 81L10 76H6L4 79ZM55 78H57V77H55ZM110 79L111 78H108V81ZM141 79L144 80L142 78V76L140 79L137 78V80H141ZM36 80H37V78H36ZM88 80H90V77L88 78ZM216 81L218 83V80H216ZM37 82H38V80H37ZM80 82L82 84L81 86L79 85ZM61 83H63V82H61ZM166 83L170 88H168V86L165 87ZM32 84H33V82H32ZM60 84H58V85H60ZM37 86H38V84H37ZM66 86H68V85H66ZM70 86H72V85H70ZM70 86H69V88H70ZM59 87L57 89H59ZM196 87H198V86H196ZM24 90L26 92V89H24ZM69 90L65 91V94H66V92H69ZM159 91H161V92L159 93V97H157L155 99V104L150 103L151 105L146 108L148 113L141 112L142 109L136 108V105L139 102L140 97L144 93H148V92H152V93L156 92L157 93ZM59 94H60V92H59ZM98 94H100V93H98ZM32 95H34V93ZM39 95H41V94H39ZM113 95H114V93H113ZM180 95L181 94H179L178 96H180ZM6 96H8V94ZM89 96H92V95H89ZM10 97L12 99H14V96L12 97V94L10 95ZM16 97H18V95ZM113 97L116 98L115 96H113ZM177 99L179 100V98H177ZM87 102H88V100L85 103H87ZM181 105H180V107H182ZM254 105H256V104H254ZM254 105H253V107H255ZM205 106L207 107V109H205ZM80 107L82 108V110L84 109L83 110L84 115L82 117L78 118L72 114V111H73V109H78ZM209 107H210V111H208ZM253 107L251 106V108H253ZM232 108L233 107H231V109ZM259 109H261V110L264 109V94H263L259 104L253 109V113L250 111H246V112H250L254 115L257 111H259ZM47 110H46V112H47ZM233 110H234V108H233ZM46 112H44V113H46ZM246 112H245V114H246ZM7 114H9V112ZM49 114H50V112L48 113V115ZM61 115H62V117H61ZM122 115H123V117H122ZM195 115L198 117H196ZM231 115L232 114H230V116ZM3 116L6 117V114ZM182 116H183V121L186 122V124L188 123L187 121L190 122L192 119H194L193 117H196L195 119H197L196 121L199 122V124L197 123L198 125L194 126V128L192 130L181 131V133H180L181 136H179L178 138L183 139V140L185 139V140H184L183 144L176 149V153L186 152L189 154V157H188V160L185 164H179L178 165L177 172H176L175 176H173V177L167 176L164 174L165 169H164V166L162 164V162L165 160L164 155L160 156V154H157L155 151H153L152 153H149L145 156V154H141L140 152H138L137 148H139L144 142H146L148 136L152 135L154 137V134L156 133V131H161L162 129H164L163 127H160L161 124L166 126L168 128L167 129L168 131H172V134H173L172 136L174 138H176V130H177L176 128L178 126H183L182 123H184L180 119V117H182ZM247 116H248V114H247ZM150 117L156 118L157 124H159V128H155L156 124H153L150 121ZM233 117H235V116H233ZM236 117H238V116H236ZM51 118H49V119H51ZM226 118H227V120L229 119L227 116H226ZM63 119H65V120L63 121ZM231 119H233V118H231ZM241 120H243V119H241ZM51 121L49 122V124L52 123ZM44 122H45V120H44ZM193 122H194V120H193ZM242 123H244V122L242 121ZM63 124H65V126L67 125V127H65ZM190 124H193V123H190ZM24 125H25V123H24ZM26 125L29 126V124H26ZM43 125H44V123H43ZM15 126L17 127V125H15ZM20 126H22V125H20ZM192 126L193 125H191V127ZM241 126H243V124ZM18 127H19V125H18ZM255 127H256V124H255ZM49 128H51V127H49ZM186 128L188 129V126ZM189 128H190V126H189ZM132 130L134 132H132L129 136V132ZM244 130L247 131L246 127ZM95 131H99V132L95 133ZM241 131H242V129H241ZM34 133L36 134V132H34ZM60 134L58 133V135H60ZM251 134H248V135H250V137L252 138V141H253V137H252L253 135H251ZM37 135H39V134H37ZM132 135H137L135 140H132L133 139ZM213 135H214V133H213ZM248 135H246V137ZM262 135L264 136V134H262ZM46 136L48 137V135H46ZM214 136H212L213 139H214ZM47 137H46V139H47ZM256 138L257 137L255 136L254 139L256 141H258ZM256 141H253V142H256ZM260 141H258V142H260ZM247 142H248V140H247ZM128 143H134L135 145H137L136 149H134L136 152V156H134V159H133L134 161L129 162V163H127L128 162L126 160L127 156H125V148H126V145ZM250 144H251V142H250ZM115 147H116V149L114 150L113 148H115ZM254 147H256V145ZM60 148H61V150H60ZM249 151H251V150L249 149ZM252 151H253V149H252ZM97 152H102V154L99 155ZM240 153H242V152H240ZM197 154H201V155L202 154H209L210 159L205 161V162L197 163V159H196ZM81 155H83V153ZM17 156H19V155H16L13 157H8V158H9L10 162L15 163L17 159L19 160V158ZM70 156H72V157L70 158ZM76 157H79V154ZM76 157L74 159H76V161H77L78 158H76ZM80 157H82V156H80ZM68 158H70V159H68ZM207 164H209L210 167ZM3 166H4V168L9 169V167L7 165H3ZM77 167H81V166H77ZM95 169L98 170L99 175L95 174V172H94ZM100 172H101V174L103 172H105L107 174V176L112 175V176H108L110 184L115 183L117 180H119V182H120L121 178L123 177V173H126L127 175L125 177H129V179H130L129 183L133 186V188L135 190L146 185V188L149 191V189L157 187V185L160 183V181L162 179L164 183L168 184V187L165 188L166 190L164 189L163 195L165 196V198L164 197H163L164 199L162 198L163 201L161 199H160L161 201L159 199H154L156 197L154 195V193H152V195H154L153 196L154 198H151L152 195L150 196L149 199H147L145 197L140 198L141 201L139 202L138 207L136 209V217L135 218H130V219L123 220V221L118 220V222H116L114 225H112V223L115 220L110 221L111 225L109 224L110 227H109V225H108L109 228L107 227L110 230L109 231H108V229L106 230L109 233L105 234L106 233L105 232L104 233L105 235H101V232L99 233L98 227H99L100 222L102 220L108 219L107 216H109L110 213H106V212L111 211V208H108L106 210L107 207L104 206L106 204L105 200L108 202V199H105V196L102 194V190L99 186V183L101 181L100 177L103 175V174L100 175ZM66 173H68V172L66 171ZM158 173H161L160 179L158 178V176H159ZM115 174L122 176V177H116V176H114ZM141 175H144V177H141ZM221 175H224L225 180L223 181V185L220 186L218 183V179L221 178L220 177ZM78 177L76 180L81 182L80 181L81 179L78 180ZM40 178L42 179L43 177L40 176ZM144 178H145V180L147 179L145 183H143ZM62 182H64V181H62ZM203 183H209L207 188H209L210 196L213 199L214 203L212 201L205 202L206 200L200 199V197L197 193V188L199 187V185H201ZM125 185L126 184L121 185L120 190L121 189H127V188H123ZM77 186H78V184H77ZM24 187L26 188L27 193H28L27 198H26V205H27V212L26 213H27V216L29 217V221L27 223V229H29L30 232H33L32 230L36 229L35 228L36 224L34 223V221L41 215V213H39L36 210L37 204L35 203L38 201V198H39L38 197L39 196L38 195V193H39L38 179H36L32 182L30 180H28L26 182V184L24 185ZM55 191H58V190H55ZM70 191H74V190H70ZM77 191H79V190H77ZM50 192H52V191H50ZM123 193L125 194L126 192L124 191ZM157 195H158V193H157ZM86 198H87V196H86ZM111 203L113 204V202H111ZM140 214H141V216H140ZM77 217H80V216L79 215L76 216L75 219ZM86 221H87V223H85ZM55 222H59V221H55ZM64 223L68 224L69 222H64ZM45 224L46 225H44V228H46L49 225V224L47 225V223H45ZM156 228L160 229L161 227L157 226ZM156 228H155V230H156ZM104 229H106V228L104 227ZM19 230H21V229H19V223H16L15 227H13L12 229L1 231L3 234H5V237L0 242V260H1L0 264H6L8 261H10V264H22L24 261H26V263H27L28 262L27 260H29V262L31 261V263H33L35 260V261H38V262H35L38 264L40 263V261H42L41 263H44V264H51L54 261V259H55V261H58L59 258L61 256H63L64 251H61L59 249V247L57 246V244L54 240L51 243H49L42 236H40V238L37 241L41 244H46L45 247H43V249H46V251L48 250L46 255L48 254L49 251H51L50 257L45 256V254H43L46 258H40L43 255L42 256L39 255L40 257L38 256L37 258H39V259H37L33 256H29V254H27V253L16 254V248L19 244V240H18V231ZM101 230H102V228H101ZM46 234H47L48 238L51 237V234L49 232H47ZM167 243H169V246L165 248ZM31 246H33V247L37 246L36 242H31ZM238 248L240 250H242V252L241 251L239 252V250H237ZM31 250L32 249H30L28 251H31ZM233 250H235L234 252H236V250H237L239 253L242 254V256L240 257L238 254L239 257L237 256V258H235V259L233 258L234 261H232L233 259H229L230 262H228L227 261L228 256L225 257V255L228 254V251H229V253L230 252L232 253ZM55 251H59L60 254L58 252H55ZM89 251H93V252L90 253ZM77 253H78V251H77ZM93 254H95L96 257H92ZM70 255L71 256H69V257L71 258L73 256V254L70 253ZM51 256L54 258H52ZM230 256H231V254H230ZM63 257H65V256H63ZM70 258H68V259H70ZM72 259L74 260L73 257H72ZM65 260H67V259H65ZM65 260L61 259V261H63L64 264H65ZM58 262L57 263L55 262V263L58 264ZM63 262H60L59 264H61ZM136 262H137V260H136ZM35 263H33V264H35Z\"/></svg>", "mask_w": 264, "mask_h": 264}]
</instances>
